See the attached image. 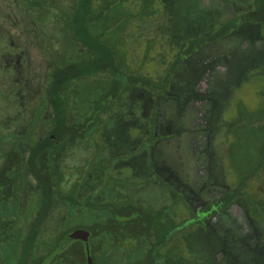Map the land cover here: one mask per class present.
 <instances>
[{
  "label": "rangeland",
  "instance_id": "obj_1",
  "mask_svg": "<svg viewBox=\"0 0 264 264\" xmlns=\"http://www.w3.org/2000/svg\"><path fill=\"white\" fill-rule=\"evenodd\" d=\"M138 2V5L123 2L121 6L142 13L139 30L126 28V33L119 24L114 25L121 21V12L111 7L99 24L112 27L104 40L110 41L114 52L127 56L134 69L140 65V55H148L152 60L142 74L157 81L178 53L172 47L179 38L175 31L177 26L170 25L173 10L165 0H136ZM174 3L177 11H181V6L183 9L188 7L186 21L194 16V9L199 11L200 17L213 10L216 18L212 22L216 25L250 8L248 0H174ZM25 9L0 0V72L11 76L10 81L3 83L4 89L15 90L11 102L0 100V133L24 129L19 118L24 117L20 112L24 111L26 101L27 115L43 102L41 100L46 102L45 91L41 92L42 96L38 93L51 70L34 45L36 37L55 34L53 42L65 43V38L60 36L62 26H56L57 22L48 27L45 26L48 22L41 23L44 27L38 26L36 19ZM257 15L261 17V13ZM183 18L179 17L180 22ZM243 27L218 43L200 48L184 63L186 66H180L176 71L171 94L157 99L156 134L159 139L153 148H148L150 135L141 137L144 136L141 125L148 123L142 105L131 111L125 107L120 110L115 105L114 113L121 112L117 117L119 131H126L132 141L142 139L136 150L123 152L124 142L116 141L117 135L113 133L105 135L111 145L102 149L100 145L105 139L96 132L93 138L97 142L93 138H88L84 144L77 142L67 153L61 168L70 181L75 179L76 183L87 185L82 192V195L87 193L83 202L93 196L106 199L114 193V203L126 205L125 198L130 194L129 204L138 207L131 217H137L140 225L125 226L117 237L107 229L98 242L90 239L83 246L82 241L70 237L77 230L88 232L90 237L98 233V229L90 226V211L86 210L85 214L83 208L71 206L70 202L68 211L62 201L57 200L42 227V235L36 238L40 249L46 251L45 260L31 263L30 258L35 253V256L44 253L42 250L33 253V248L28 263L59 264V261L53 262L62 252L68 259L67 264H82L86 252V255L91 254L95 264H154L155 261L145 256L151 242L145 241L144 230L148 229L154 236L167 235V245L161 250L157 264H207L202 257H206L208 264H213L228 254L233 256V264H264V250H258V246L264 245V233L257 232L254 226L258 220L264 226V211L254 213L250 218L245 207L235 202L225 212L204 223L202 229H193L198 242L189 236L191 223L202 219L201 209L209 202L242 188L244 193H254L257 198L264 196V24L251 23ZM22 35L27 36L25 43ZM74 46L70 44L68 58L79 54ZM8 48L13 49V55ZM164 49L168 55L165 60L168 68L165 65L159 67ZM23 72L27 78L24 74L22 78ZM51 77L55 79L54 75ZM111 77L102 72L88 79H76V90L69 91L68 98L72 102L80 99L86 105L90 97L108 87L109 80L105 78ZM209 95L215 102L206 98ZM62 148H58V153ZM118 150L121 153H115ZM148 168L154 169L156 174L148 175L151 181L148 178L146 183L139 178L144 171L150 173ZM29 180L33 179L29 177ZM7 185H0V264H21L27 234L33 225L31 216L33 212L39 214L42 211L44 195L40 190L29 188L18 192L16 200L15 192L5 189ZM258 186L263 192L257 190ZM105 213L112 214V209H105ZM151 219L154 221L150 222ZM143 220L145 224H142ZM87 224L86 228L82 227ZM195 242L200 247L198 244L195 247Z\"/></svg>",
  "mask_w": 264,
  "mask_h": 264
},
{
  "label": "trees",
  "instance_id": "obj_2",
  "mask_svg": "<svg viewBox=\"0 0 264 264\" xmlns=\"http://www.w3.org/2000/svg\"><path fill=\"white\" fill-rule=\"evenodd\" d=\"M7 1L16 3L22 8L26 7V13L36 19L35 23H37L38 26L44 27V24L41 23L48 22L49 24L45 25L48 27L51 26L52 23L56 24L57 22L56 26L60 28L62 26L63 28L60 32V36L65 38L64 40L67 44L66 46L65 43L57 41L58 45L55 41L53 42L52 38L55 34H48L47 36L40 34L36 37L34 45L37 46L48 63L47 68L51 70L48 77H45V81L38 93L39 96H42L41 92L45 91L46 102L41 100L44 103H36L37 105L33 107L27 115L25 109L28 101H26L24 111L22 110L20 112V116L24 115V117L19 118L21 119L20 121H23L24 131L16 129L14 131L0 133V159L2 161L0 164V185L8 183L5 189L15 192V199L17 200V193H20L22 189L21 183H27L29 177L32 176L37 183L40 184V194L43 193L42 195H44L42 200V211L38 214L36 219L33 220V225L29 234H27L28 239L22 253L21 264H30L28 261L30 253L34 248L33 245L35 240L40 235L44 223L48 221L49 213L57 200H69L71 206H79L80 208L88 207L90 209L89 216L92 217V220L89 222L91 223L90 226L98 229V233L96 232L93 236L89 237L90 239H95L94 242H98L107 229L117 237L119 232L124 230L125 226L129 225L131 228L140 225L139 223L141 221L137 217H131L138 207H136L134 203L133 205L129 204L127 199L131 197L130 194L125 198L126 205H124V203H114V193H112L113 196L111 194L109 198L105 197L106 199H95L93 196L88 197L86 201L80 203L76 198L78 183H76V186L71 192L63 191V184L70 182L69 177L65 176L61 168L63 162L66 160L67 153L76 146L77 142L84 144L88 138L92 139L96 132L102 134L100 136L104 139L108 137L105 136L108 133L110 135L112 133L116 134V141L121 140L125 144L122 149L123 152L127 150L135 151L142 139L140 138L136 141H132V139L127 136L126 131L120 132L117 125L120 120H118L117 117L121 114L119 111L123 107L131 111L132 108L141 105L145 111L144 116L147 117L146 121H148V123L141 125V129H143L141 134L144 135L141 137L150 135L148 148H153L159 139V136L156 134L157 107H154L155 105L152 106L151 111L149 103L153 101V103L156 104L159 97L167 96L168 93L171 94L170 87L176 71L180 66H186L184 63L189 61L200 48L209 44L218 43L223 38L230 36L233 31L244 28L243 26L246 24L254 23L256 26L264 24V0H248V5L250 6L248 10L237 13L236 16L220 25H216L214 24L215 22H212L215 21L216 18L213 10L204 12V15L200 17L198 16L199 11L194 9V16H192L190 21H186V11L188 7H185L184 10L183 6H181V11H177V2L174 3V0H165L168 2V5L171 4L173 10L171 16L168 10H166L168 16L171 17L169 21L170 25L172 24V27L177 26V28L175 27V31L179 38L173 42L174 44H172V47L174 49L173 51L178 53L173 63H171V66L168 68L165 61L168 55L165 49L161 50L160 56L163 58L161 60L162 64L159 62V67L165 65L168 69L160 76V79L157 78V81L152 80V78L148 77L146 74H142V72L144 73L145 71L144 68H146V65L152 60L148 55L138 56V58L140 57L141 59L139 60L140 65L134 69V67L129 64L127 56L125 58L117 52H114L109 45L110 41L104 40L109 29L112 27L109 25V27L105 28L99 24L105 14H109L111 8H114L116 12H121V21L114 22V25L119 24L123 31H125L126 28L130 30H139L142 13L140 14L139 11L132 12L128 8L121 6L123 2L138 5L139 2L136 3V0ZM143 1L149 2L152 0ZM185 4L189 3L185 2ZM188 6L191 7V4ZM120 7L121 9L118 10ZM257 13H261V17H259ZM180 16L184 17L183 22H180ZM52 27V29H55L54 26ZM126 33H128L127 30ZM22 38L24 39V43L28 41L27 36L22 35ZM71 43L73 46H76H74L76 52H79L75 58H68L66 56L71 50ZM136 46L138 47L139 45L137 44ZM12 50L13 49L8 48L11 55L14 54ZM102 72H106L107 75L109 74L112 76L111 79L105 78L106 81L109 80V88L104 87V91L101 90L95 93L96 96H92L93 98L90 97L89 103L86 105H84L80 99L72 102L70 97L68 98L69 91L73 92V89L76 90L74 82L76 79H88ZM23 74L26 75V73H22V78H24ZM51 75H54L55 79L52 80ZM7 80L10 81L11 76L9 74H4V72H0V100L8 103L14 98L15 90L13 88L4 89L3 83ZM105 80L103 83H105ZM192 83L193 81L191 84ZM82 85L85 87L84 84ZM146 89L154 92L155 95ZM122 94L125 95L122 97ZM117 97L118 101H116ZM207 97L209 100L215 102L210 95L206 96V98ZM110 98H112V100H110ZM178 99H181V97H178ZM115 105L119 106L120 109L117 113L113 111ZM80 107L85 108L83 110L80 109ZM124 123H126V121ZM42 134H44L43 137H41ZM52 136H54V138ZM95 141L97 142V140ZM109 142L108 139H105L104 143L100 145L102 149L108 144L111 145ZM114 144L116 145L117 142ZM26 147L29 149L28 152L23 151V148ZM58 148H62L61 153H58ZM115 153L121 152L118 150ZM149 170L150 173H148V171L141 172L142 177L139 179L147 183L150 180L149 176H151V174L153 175V173L156 174L154 169L153 171H151V169ZM86 178L90 177L86 175ZM169 189L171 188L169 187ZM242 190L243 188L230 191L220 198L209 202L202 209L201 212H203L204 215H202V219L198 220V222L202 221L203 224L208 222L217 214L225 212L235 202L245 207L250 218L254 217V213L264 211L263 195L261 199L257 198L254 193H244ZM257 190L263 192L261 186H258ZM177 193L176 191L175 194L177 195ZM173 194L174 193H172V195ZM105 201L108 202L106 203ZM108 208L112 209V214L105 213V209ZM193 211H195V209ZM105 214L107 215L105 216ZM116 216H120L121 219H116ZM153 221L154 220L151 219L150 222ZM143 222L145 224L144 220L142 224ZM257 222L254 224L255 229L263 235L264 226L259 223L260 220ZM192 224L195 225V222H192L191 225ZM88 225L89 224L83 225L82 227L86 228ZM144 231L147 236L145 241H151L149 244L150 249H147L145 256H147V259L155 261L157 264L159 256L162 253L161 250L167 245L165 240L167 235L161 236L158 234V236H154L148 229ZM81 243L83 246H86L84 242ZM83 256L82 264H87L86 252ZM44 260V255L35 256L34 254V256L30 258L31 263H38ZM202 260L206 262L207 259L206 257H202ZM57 261H59V264H67L68 259L64 258L62 252H59L57 259L53 263Z\"/></svg>",
  "mask_w": 264,
  "mask_h": 264
},
{
  "label": "flooded vegetation",
  "instance_id": "obj_3",
  "mask_svg": "<svg viewBox=\"0 0 264 264\" xmlns=\"http://www.w3.org/2000/svg\"><path fill=\"white\" fill-rule=\"evenodd\" d=\"M157 103L158 102H156V104H154L153 103V101H151L150 103H149V108H150V110H151V107L152 106H154V107H157ZM157 109V108H156ZM150 113V112H149ZM45 135H47V134H45ZM53 138H54V136H52ZM27 149V150H26ZM28 148H23V151L24 152H28ZM33 180H29L28 179V181L27 182H29V183H21L22 184V189H21V191L20 192H22L23 190H28L29 188H34L33 189V191H35V189L36 190H40V184L39 183H37V181L32 177V176H30ZM32 181H34V183H31ZM70 181V180H69ZM63 191H66V192H71L73 189H74V187L76 186V182H75V180H73V181H70V182H66V183H64L63 184ZM84 186V187H83ZM87 185H80L79 183H78V192H77V195H76V198L80 201V203L83 201L82 199H83V197H86V194L87 193H85L84 195H82V192L84 191V189L86 190V187ZM83 188V189H82ZM1 197H2V191H1V189H0V200H1ZM100 200H102V198H99ZM69 200H64V201H62L61 203H62V206H64V207H66V210H70L71 208L69 207ZM80 208V207H79ZM83 208V207H82ZM88 207H84L83 209H84V211H90V209L88 208ZM53 210V209H52ZM52 210L50 211V213H49V218H50V216H51V213H52ZM202 210V209H201ZM79 212H81V210H79ZM33 215L31 216L32 217V219L34 220V219H36V217L38 216V214L36 213V212H33L32 213ZM191 232L189 233V236H191V238H194L197 242H198V238H197V236L198 235H196V233L193 231V229L195 228V227H198V229L200 228V229H202V227H203V223H202V221L201 222H195V225H191ZM32 228V227H31ZM31 230V229H30ZM43 230H44V228L42 229V231H41V233H40V235H42V232H43ZM38 239H39V237H38ZM90 239V238H89ZM89 239H88V241H89ZM81 241V240H80ZM83 242V241H82ZM85 243V242H84ZM49 244V243H48ZM86 244V243H85ZM196 244H198V243H196L195 242V247H196ZM34 253L35 252H37L38 250H42V251H44V253L43 254H41V255H44L45 256V250L44 249H40V247H39V245H38V243H37V241L35 240V243H34ZM198 246H199V244H198ZM200 247V246H199ZM198 247V249L200 250V248ZM43 248H46V247H43ZM258 250H264V245L263 246H258ZM197 250V249H196ZM199 250H197V251H199ZM200 252V251H199ZM36 254V253H35ZM41 255H36V256H41ZM201 255V254H200ZM93 259V258H92ZM233 262H234V258H233V256L231 255H223L222 257H221V259L219 260V262L217 263V261L216 262H214L213 264H233ZM93 263H94V260H93ZM206 263L208 264V260H206ZM197 264H198V262H197Z\"/></svg>",
  "mask_w": 264,
  "mask_h": 264
},
{
  "label": "water",
  "instance_id": "obj_4",
  "mask_svg": "<svg viewBox=\"0 0 264 264\" xmlns=\"http://www.w3.org/2000/svg\"><path fill=\"white\" fill-rule=\"evenodd\" d=\"M90 235L88 232L84 231V230H77V231H74L72 234H71V240H81L85 243H88V239H89ZM87 264H94L93 263V259L91 257L90 254L87 255Z\"/></svg>",
  "mask_w": 264,
  "mask_h": 264
}]
</instances>
